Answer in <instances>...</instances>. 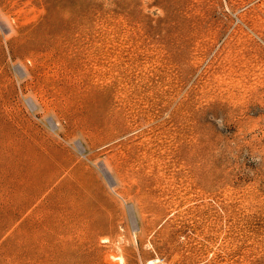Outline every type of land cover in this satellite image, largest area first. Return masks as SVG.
Wrapping results in <instances>:
<instances>
[{"label": "rangeland", "instance_id": "1", "mask_svg": "<svg viewBox=\"0 0 264 264\" xmlns=\"http://www.w3.org/2000/svg\"><path fill=\"white\" fill-rule=\"evenodd\" d=\"M0 264H264V0H0Z\"/></svg>", "mask_w": 264, "mask_h": 264}]
</instances>
